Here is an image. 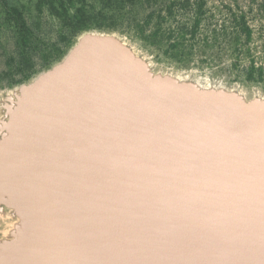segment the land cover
<instances>
[{"label":"water","instance_id":"obj_1","mask_svg":"<svg viewBox=\"0 0 264 264\" xmlns=\"http://www.w3.org/2000/svg\"><path fill=\"white\" fill-rule=\"evenodd\" d=\"M1 189L0 264H264V89L83 30L0 88Z\"/></svg>","mask_w":264,"mask_h":264},{"label":"rangeland","instance_id":"obj_2","mask_svg":"<svg viewBox=\"0 0 264 264\" xmlns=\"http://www.w3.org/2000/svg\"><path fill=\"white\" fill-rule=\"evenodd\" d=\"M234 18L248 26L249 38L237 33ZM222 23L224 36L218 31ZM82 24L89 27L79 29ZM87 29L121 33L159 63L264 89V0H16L11 8L0 4V88L22 82L56 61ZM213 29L219 33L216 38ZM0 203H5L1 197ZM5 220L0 216V225Z\"/></svg>","mask_w":264,"mask_h":264},{"label":"trees","instance_id":"obj_3","mask_svg":"<svg viewBox=\"0 0 264 264\" xmlns=\"http://www.w3.org/2000/svg\"><path fill=\"white\" fill-rule=\"evenodd\" d=\"M0 4L2 6H4L5 8H11V7H14V4H16V0H0ZM242 19H240V21H238L236 18L233 19V22H235L234 24V27H236V31L238 34H244L246 38H249L250 37V30L248 28L247 25H245L244 22H241ZM89 27L88 25L86 24H82L80 27H78L79 29H84V28H87ZM99 28L101 26H98ZM219 33H217V31L215 29L211 30V34L213 35L214 38L217 37V35H222L224 36L225 35V32H226V26H225V23H222L219 25V29H218ZM78 33V31L76 32ZM75 38V37H74ZM72 42V41H71ZM249 80V79H247Z\"/></svg>","mask_w":264,"mask_h":264}]
</instances>
